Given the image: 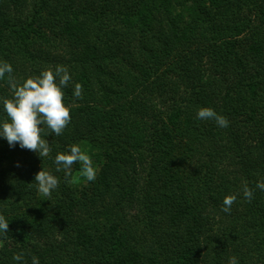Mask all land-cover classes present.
Masks as SVG:
<instances>
[{
  "label": "trees",
  "instance_id": "obj_1",
  "mask_svg": "<svg viewBox=\"0 0 264 264\" xmlns=\"http://www.w3.org/2000/svg\"><path fill=\"white\" fill-rule=\"evenodd\" d=\"M4 61L18 81L66 67L71 120L45 126L41 159L0 136V264H264V0H0ZM72 144L94 181L56 171ZM41 169L59 179L47 197Z\"/></svg>",
  "mask_w": 264,
  "mask_h": 264
},
{
  "label": "clouds",
  "instance_id": "obj_2",
  "mask_svg": "<svg viewBox=\"0 0 264 264\" xmlns=\"http://www.w3.org/2000/svg\"><path fill=\"white\" fill-rule=\"evenodd\" d=\"M13 68L10 63L0 62V79L8 74L7 83L12 91L11 98H0L3 109L8 119L0 122V136L4 137L9 146L19 144L20 148L30 150L40 157H48L51 148L43 135L45 126L50 133L60 136L71 120L70 109L64 103V91L71 76L64 66L43 70L38 76L33 75L22 81H18L12 75ZM83 87L80 83L75 84L74 96L79 99L82 96ZM197 116L201 120H214L219 127H228V119L210 108L202 107ZM54 162L56 171H63L64 175L70 176L72 166L76 162L82 164L80 174L87 181H94L97 169L93 166L90 156L82 151L78 144L69 146V152L57 153ZM19 166V165H17ZM37 190L44 196H50L52 191L59 186L57 176L50 171L40 170L35 174ZM256 188L264 190V181H258ZM243 196L251 202L253 190L247 185L243 187ZM236 194L226 195L223 199L222 211L230 213L231 206L236 201ZM8 221L0 215V233H8ZM23 252L13 255V260L23 259ZM32 264H39L37 257H32ZM228 264H238L237 258L232 256Z\"/></svg>",
  "mask_w": 264,
  "mask_h": 264
},
{
  "label": "rangeland",
  "instance_id": "obj_3",
  "mask_svg": "<svg viewBox=\"0 0 264 264\" xmlns=\"http://www.w3.org/2000/svg\"><path fill=\"white\" fill-rule=\"evenodd\" d=\"M82 151L86 152L90 158L92 159V161L94 162L92 156L87 152V150L84 148V147H81ZM97 171H98V168H97ZM87 182L86 178L83 177L81 174H80V171L76 172L72 179H71V184L72 186H81L82 184H85ZM3 245V243L0 242V247Z\"/></svg>",
  "mask_w": 264,
  "mask_h": 264
}]
</instances>
